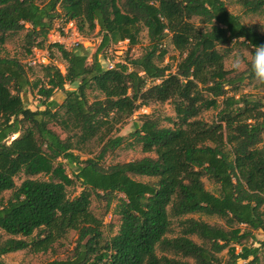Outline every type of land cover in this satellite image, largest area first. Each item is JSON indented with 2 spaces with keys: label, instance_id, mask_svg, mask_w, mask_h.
I'll return each instance as SVG.
<instances>
[{
  "label": "trees",
  "instance_id": "obj_1",
  "mask_svg": "<svg viewBox=\"0 0 264 264\" xmlns=\"http://www.w3.org/2000/svg\"><path fill=\"white\" fill-rule=\"evenodd\" d=\"M236 3L264 15V0ZM56 19L74 21L85 38L98 29L91 58L82 46L47 44ZM144 29L141 55L106 68L100 56L109 45L127 39L134 46ZM21 32L26 56L54 47L65 71L50 60L31 79L34 66L0 56V264L18 251L56 252L70 231L74 247L43 264H264V239L254 236L264 234V98L234 94L246 79L264 82L251 57L242 71L225 67L231 49L264 45V25L243 24L224 0H0V46ZM167 35L173 65L161 64ZM56 91L61 103L52 99ZM88 91L96 94L89 99ZM24 92L44 108H28ZM165 102L174 111L163 118L169 126L154 112L133 123L127 145L143 156L104 164L126 140L114 132L139 108ZM210 109L209 123L201 114ZM92 140L100 150L80 159L74 150ZM60 159L74 164L72 176ZM19 174L27 178L16 185ZM38 175L47 179L32 178ZM76 182L82 190L69 197ZM92 198L118 218L113 235L104 236ZM250 239L258 246H247Z\"/></svg>",
  "mask_w": 264,
  "mask_h": 264
},
{
  "label": "rangeland",
  "instance_id": "obj_2",
  "mask_svg": "<svg viewBox=\"0 0 264 264\" xmlns=\"http://www.w3.org/2000/svg\"><path fill=\"white\" fill-rule=\"evenodd\" d=\"M42 1V0H39ZM227 9L238 15L245 25H253V24H261L264 25V15L260 14H250V13H244L241 6L236 3V0H224ZM62 24L59 23V20L54 21V25L52 30L49 32L47 36V44L48 43H54L56 41V33L61 34L63 37H69L70 32L66 33L61 29ZM64 27V25H63ZM24 32L18 33L16 36L10 38L5 42L4 45L0 46V56H8V57H15L24 63L28 59L31 58L30 56H26V44L24 43L23 38ZM84 41L82 43H79L77 46H82L86 51L88 58H91L95 50L98 48L100 41H101V34L99 33L98 29H96L91 35L84 37ZM163 47L167 49V55L164 57L163 61H161L162 65L170 64L173 65L175 62V57H177V52L173 48L170 36L167 35L164 42ZM148 45V39H147V32L144 29L139 36V42L134 46H128V45H120V46H112L110 53L108 50L106 53L101 54L100 59L104 63V61L107 60V58H110V60L117 61L119 63H126L127 59H134L141 55V53L144 51L145 47ZM72 49L71 47L68 48V50ZM44 50V49H42ZM49 58L51 60V63L53 65H56L60 71L63 73L65 71L64 68V62L61 59L60 53L53 47L51 49H47ZM52 54V55H51ZM238 56H243L246 61L250 59V56L248 55L247 49L243 48H233L228 53L227 57L225 58V67L226 69H237L238 71H242L245 69V64H240L239 67L235 65L236 58ZM131 69V67L129 68ZM173 70V69H172ZM29 76L31 79H36L38 77L42 76L41 68L37 65L34 67H31V70H29ZM66 89H74L73 86L67 85ZM233 91H229V95H231ZM96 93L93 91H88V97L91 99ZM236 97L240 95H250L254 97H261L264 98V86L259 85V82L257 80H250L246 79L244 83L239 87V91L234 93ZM22 98L25 102V105L34 110V109H43L42 100L39 99L35 94H30L28 92L22 93ZM64 95L61 91H56L53 95V100L56 103H59L61 99H63ZM154 112L156 117L161 118V125L163 126H169V122L163 119L164 117H174V111L172 108V105L168 102L165 103H151L147 107H141L139 108L132 117H130L121 127H117L118 130L114 132V136L121 135L126 137V140L122 145L115 148L113 151H111L105 158L104 164H111L115 162H124L129 160L137 159L141 156H143L142 152L140 151L139 146H129L127 145L128 142L131 141L129 138V135L131 132H133V123L135 121H138V118L142 114H150ZM216 116V110L210 109L203 111L201 114V118H203L207 122H212L215 119ZM62 137H65V134L62 133V131L54 126L53 127ZM102 145L96 141L92 140L90 142L80 144L78 147L74 150V153L77 154L80 159H86L87 157H94L98 151L100 150V147ZM60 161L64 164L65 171L67 174L72 176L73 171L75 170L74 164L68 163L64 159H60ZM27 176L24 174H19L15 178L16 185H19ZM32 178L36 179H42L46 180L47 176L44 175H38L34 176ZM141 180L147 181L148 178H140ZM206 189L209 191L214 192L215 186L209 182L207 179H203ZM82 188L79 184V182H76L73 187L68 188V196L72 197L75 195H78L81 192ZM10 195V192H5L3 195V200H7ZM92 204L91 207L94 210L96 214L103 217V234L104 236L113 235L117 231V223H119L118 218L114 215H112L111 210L105 214L103 204L99 203L92 198ZM113 207V205H112ZM264 208V207H263ZM190 217L193 218H199L202 219L208 223H216V224H222V221L219 220L216 217H207V216H201V215H190ZM111 229V230H110ZM254 236L256 241H260L264 239V234L261 231H254ZM75 239L76 234L73 231H70L67 237L62 240L61 245H59L56 249V252H48L46 254H31L27 251H18L14 253H10L4 257L7 264H43L44 262L54 259V258H62L68 253V250H71L75 245ZM250 239L246 242L247 246L253 245L258 246L257 242ZM237 250H239V247H237ZM222 257V260L225 261L228 256L226 253L220 254ZM244 262L239 261V264H243Z\"/></svg>",
  "mask_w": 264,
  "mask_h": 264
},
{
  "label": "built area",
  "instance_id": "obj_3",
  "mask_svg": "<svg viewBox=\"0 0 264 264\" xmlns=\"http://www.w3.org/2000/svg\"><path fill=\"white\" fill-rule=\"evenodd\" d=\"M59 23L62 24L61 29L65 31L66 33L70 32L69 37H63L61 34L56 33V41L54 43H58L62 45L65 49L68 50L69 47L74 48L79 43H82L85 39L82 35L79 34L76 24L74 21H59ZM64 25V27H63ZM120 45H128V40L118 41L117 43H111L109 47L106 49L110 53L112 46H120ZM105 51V53H106ZM50 62L49 54L46 49L42 50L39 48H33L31 58L26 61V64L28 66H36V65H42V64H48ZM119 62L110 60V58H107L106 61H104V64L106 68L113 69Z\"/></svg>",
  "mask_w": 264,
  "mask_h": 264
},
{
  "label": "clouds",
  "instance_id": "obj_4",
  "mask_svg": "<svg viewBox=\"0 0 264 264\" xmlns=\"http://www.w3.org/2000/svg\"><path fill=\"white\" fill-rule=\"evenodd\" d=\"M248 55L251 57L250 66L253 70L254 76L260 82H264V45L254 46V51H248ZM242 63L247 64L249 62L246 61L243 56H238L235 65L239 67Z\"/></svg>",
  "mask_w": 264,
  "mask_h": 264
},
{
  "label": "crops",
  "instance_id": "obj_5",
  "mask_svg": "<svg viewBox=\"0 0 264 264\" xmlns=\"http://www.w3.org/2000/svg\"><path fill=\"white\" fill-rule=\"evenodd\" d=\"M54 94H55V93H54ZM63 98H64V97H63ZM52 99H53V97H52ZM62 100H63V99H61V100L59 101V103H61V102H62Z\"/></svg>",
  "mask_w": 264,
  "mask_h": 264
}]
</instances>
